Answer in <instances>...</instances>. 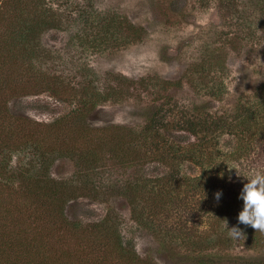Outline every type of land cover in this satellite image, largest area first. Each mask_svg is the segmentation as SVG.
Returning a JSON list of instances; mask_svg holds the SVG:
<instances>
[{"label": "trees", "instance_id": "trees-1", "mask_svg": "<svg viewBox=\"0 0 264 264\" xmlns=\"http://www.w3.org/2000/svg\"><path fill=\"white\" fill-rule=\"evenodd\" d=\"M251 1L264 9V0ZM49 3L50 0H0V264H159L150 256H142L132 240L125 239L118 214L108 211L99 219L86 221L71 212L80 198L103 200L113 195L93 181V172L111 156L123 163L138 164L145 159L166 165L190 160L203 169L200 175L190 176L192 180L165 174L157 180L136 177L112 190L128 201L135 220L152 227L160 236L170 257L181 255L190 262L211 264L213 258L208 254H180L167 243V237H174L166 232L180 231L183 237L188 234L190 245L195 249L203 247L210 232L201 231L195 237L187 222H196L199 216L208 221L200 212L204 206L195 200L207 176L213 150L211 138L226 128L240 140V147L232 151L234 161L264 160V97L232 118L212 116L209 101H204L188 111L178 110L169 119L162 100L170 97L162 91L182 87L181 78H132L110 72L114 82L102 86L101 76L89 66L79 81L69 82L64 74L53 70L56 50L42 40L46 30L62 23ZM98 17L93 38L83 39L98 48L135 43L148 32L123 14L105 12ZM195 65L194 70H204L202 60ZM154 87H159L158 97H163L146 108L143 127L99 124L101 107L107 102L144 98L145 90ZM44 92L70 101L73 107L44 121L17 114L10 105L15 98ZM61 159L73 163L71 176L54 174L53 166ZM232 177L222 174L219 178L223 195L214 205L217 214L226 207L233 210L237 225L243 206L238 198L243 183L236 181L237 176ZM172 216H177L179 228L167 230ZM217 237H222L225 244L230 239L234 241L225 233ZM241 238L250 246H264V233L251 227L245 228Z\"/></svg>", "mask_w": 264, "mask_h": 264}, {"label": "rangeland", "instance_id": "rangeland-1", "mask_svg": "<svg viewBox=\"0 0 264 264\" xmlns=\"http://www.w3.org/2000/svg\"><path fill=\"white\" fill-rule=\"evenodd\" d=\"M51 3L62 23L46 30L42 40L56 50L53 70L64 74L69 82L79 81L89 66L101 76L99 83L102 86L114 82L110 80V72L132 78H181L184 80L182 87L162 91L170 97L162 100H165L163 110L169 119H173L178 110L188 111L204 101H209L212 116L232 118L240 115V109L255 106L264 97V9L251 0H50ZM105 12L126 15L145 26L148 32L142 40L116 48H98L84 41L86 37L93 38L98 16ZM199 60L205 64L203 71L194 70ZM158 89H146L144 98L107 102L101 107L99 124L114 122L140 129L145 123L146 108L163 97H158ZM10 105L17 114L44 121L73 107L70 101L59 100L48 92L15 98ZM226 131V128L222 129L211 138L213 150L207 176L202 179L204 187L195 200L204 206L200 212H204L208 221L199 216L200 220L187 222L191 228L189 232L192 231L195 237L201 231L210 232V237L203 247L195 249L189 244L188 234L183 237L180 231H167L174 237H167V243L182 255L193 251L208 254L213 258L211 264L264 261V246H250L242 238L230 239L225 244L222 237H217L218 233L229 236L228 227L236 225L233 210L226 207L222 214L216 213L214 194L222 190L221 175L237 176L236 181L244 183L246 178L242 174L264 168V160L234 161L232 151L240 147V140ZM73 171L74 165L68 159L58 160L53 166L58 177L71 176ZM202 171L190 160L183 163L176 160L166 165L145 159L138 164L123 163L111 156L93 172V181L113 195L109 194L103 200L80 198L74 202L71 212L86 221L99 219L108 211L118 214L125 239L132 240L142 256H150L159 264H198L181 255L170 257L160 236L152 227L135 220L128 201L114 191L136 177L157 180L165 174L169 178L192 180L190 176L200 175ZM165 181L163 179L162 183L166 186ZM169 220L170 223L165 224L167 230L179 228L177 216Z\"/></svg>", "mask_w": 264, "mask_h": 264}, {"label": "clouds", "instance_id": "clouds-1", "mask_svg": "<svg viewBox=\"0 0 264 264\" xmlns=\"http://www.w3.org/2000/svg\"><path fill=\"white\" fill-rule=\"evenodd\" d=\"M242 175L246 182L243 183L238 198L243 201V206L238 213L237 225L228 227L229 236L233 239L244 236L247 227L264 233V168L253 169L249 174ZM214 195L219 201L223 192L218 190ZM240 225H244L245 228H241Z\"/></svg>", "mask_w": 264, "mask_h": 264}]
</instances>
